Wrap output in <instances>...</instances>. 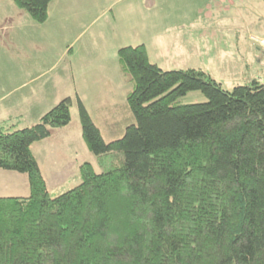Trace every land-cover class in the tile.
Listing matches in <instances>:
<instances>
[{"label":"trees","instance_id":"16d2710c","mask_svg":"<svg viewBox=\"0 0 264 264\" xmlns=\"http://www.w3.org/2000/svg\"><path fill=\"white\" fill-rule=\"evenodd\" d=\"M38 24L53 0H9ZM133 116L105 142L78 102L97 172L51 197L31 145L71 121L64 98L37 123L0 127V169L25 174L29 195L0 197V264H264V83L226 90L202 69L164 71L144 45L117 51ZM205 101L183 103L188 93Z\"/></svg>","mask_w":264,"mask_h":264},{"label":"crops","instance_id":"0c3cea01","mask_svg":"<svg viewBox=\"0 0 264 264\" xmlns=\"http://www.w3.org/2000/svg\"><path fill=\"white\" fill-rule=\"evenodd\" d=\"M203 1L206 4L200 7V0H176L173 13H169L168 8L166 10L159 8L161 5H166L167 0H114L112 4H106V8L104 2L96 1L91 5L97 13L95 20L110 11L111 33L116 36L105 51L107 46H102V42L104 37L109 38L110 35L101 34L94 36L93 39L90 37L89 40H83L81 43L77 37V41H74L77 42V47L65 46L64 43L72 39L71 28H74V31L80 28V18L72 23L68 20L67 25L62 19L70 1L65 4L66 0H53L48 7L46 21L36 27L33 21L11 1L0 0V127L13 126L15 129L30 127L61 100L67 97L72 99L69 125L52 130L48 138L30 147L44 178L36 156L38 146L56 136L63 137L60 145H64L69 135L82 139L78 118L79 101L98 129L100 128L97 119L109 127L108 122L113 121L118 109L120 113L130 112L126 104V96L131 90V84L120 70L117 59V51L120 48L144 45L150 61L159 66L156 59H170L173 49H175L174 53L179 50L192 52L198 56L200 50H205L201 46L205 39L201 32L210 29L215 35L208 45L215 46L220 57L246 59L249 55H254L257 61L263 62L261 65H264V53L255 51L253 46L262 51L264 49L257 47L249 38L252 35L264 39V0H212V9L219 11L214 21L215 15L207 12L209 0ZM61 2L62 10V5L59 6ZM249 2L255 4L252 24L248 15V10L251 8ZM202 8L205 12L201 17ZM138 9L144 12L140 11L141 14L139 13L137 17L130 18L133 13L137 15ZM129 10L135 12L129 13ZM232 10L238 14L231 15ZM219 14L231 16L221 20ZM170 16L173 20H169ZM127 19V23L132 22L131 25L125 23ZM169 21L179 32L177 37L167 35L169 33L166 27ZM23 22L32 30L31 35L25 36ZM230 25L237 34L233 38L228 37L229 41L232 39L235 41L230 47L233 53L226 54L227 49L222 45L224 37H219L218 33H223L225 27ZM106 26L103 25L100 31L105 30ZM39 54L44 55L39 57ZM118 91L122 93L119 94ZM113 94L116 95L115 99ZM92 106L96 108L98 113L96 116L91 113ZM133 121L131 119L126 127ZM81 163L82 160L67 159L64 161V168L60 171L55 170L51 178L61 181L72 177L78 180V166Z\"/></svg>","mask_w":264,"mask_h":264},{"label":"rangeland","instance_id":"374dc122","mask_svg":"<svg viewBox=\"0 0 264 264\" xmlns=\"http://www.w3.org/2000/svg\"><path fill=\"white\" fill-rule=\"evenodd\" d=\"M69 1L70 4L66 7V11H64L65 14L63 15L64 17L62 19L67 25L68 20L70 23H72L76 21L78 18H80L79 20L80 28L78 29V31H74L75 29L71 28L70 33L72 39L64 43L65 46L72 45L71 47H77L78 46L77 42H74L75 40L77 41V37H79V43H81L83 40H89L90 37L91 39H93L94 36H99L101 34H104L108 36L110 35L111 37V38L104 37V40L102 42V46H107L105 47V51H107V48L111 46V41H113L116 37L114 34L111 33L112 30L111 13L110 11L106 12L102 17H99L97 23V21L95 20L97 18V13L91 8V5L96 1L101 3L104 2L105 4L104 7L106 8L107 7L106 4L108 3L112 4L114 0H66L65 4H67ZM167 2L168 3L166 5H161L159 6V8L165 10L168 8L169 13H173L176 0H167ZM208 3L209 5L207 7V12H209L213 16L215 15V17L213 18L214 21L217 19L216 13H218L219 11L214 10V8L212 9V5H213L212 0H209ZM62 4L63 3L61 2L59 6H61ZM199 4L201 7L206 3H204L203 0H200ZM254 5L255 4L253 3L249 4V6L251 7L248 10L250 24H252L253 22L252 20L255 15V10L253 9ZM62 8L63 5L61 7V10ZM140 11L144 12V10L138 9L136 11L137 15H135L133 13L135 12L134 10H129V13H133L130 18L137 17L139 13L141 14ZM91 12H95V13H91ZM200 12L202 17V14L205 12L204 8H202ZM144 14L145 13H143V15ZM236 14H238V12H235V10L231 11V15H236ZM219 15H220L219 19L221 20L227 19L231 16L230 14H219ZM26 17L28 18L29 16L26 14ZM169 20H173L171 16L169 17ZM201 20L203 19L201 18ZM92 21H94L93 24ZM127 22L128 19L125 20V23ZM32 23H34L36 27L39 26V24L35 22ZM23 24H24L23 30L25 32V36L31 35L30 32L32 30L27 27V24L25 22H23ZM128 24L131 25L132 22L127 23V25ZM103 25H107V26L105 30L100 31ZM166 28H168L169 34L167 35L169 37L178 36L179 32L175 30L171 22ZM233 28L234 27L230 25L225 27L226 30L223 33H218L219 37H224L222 45L224 46L225 49H227L226 54L233 53L230 47L233 46V42L235 40L234 39L230 40L231 41L230 43L228 39V37L233 38L237 34L233 30ZM34 31L36 32V29H34ZM201 35H203L202 37L205 38L204 42L201 43L202 48H205V50L202 51L200 50L199 52L200 54H198V56H195L194 53L192 52H181L179 50H177L178 52L174 53L175 49H173V53L171 54L170 59L169 58H162V60L156 59V62H158L159 64V66L158 65L157 66L164 71H175V70H183L189 68L202 69L204 72L210 74L211 77L215 79L218 83H220L221 86L226 90H233V88L238 84H249L252 80L255 79L264 83V65H261L263 64V62L259 63L257 61V57H255L254 55H249L248 57H246V59L242 57H235V58L227 57L226 59H224V57H220V53L218 52V49L217 50L215 49V46L208 45V43L211 42L210 40H212L215 35L214 31L209 29L207 31L201 32ZM252 37L255 38H259V37L252 35L249 36L250 40L255 45H257V47L264 49V46H261L258 43H256L254 40H252ZM253 49L257 52L259 51V53L261 54L264 53V51L259 50L255 46H253ZM10 52L15 53V51H10ZM11 55L14 57L17 56L16 54L14 55L11 54ZM43 55L44 54H39V57H42ZM3 57H5V55ZM11 61L13 62L12 58ZM51 63H53V61ZM118 92L119 94L122 93V91H118ZM116 95L113 94L114 99ZM205 100L206 99L204 95L200 92L188 93L183 98H181V101L186 104L201 103L204 102ZM91 113L95 116L98 114L96 112L95 106L91 107ZM132 117L133 116L131 112H125L124 114V113H120L118 109L117 114L114 115L113 121L108 122L109 127L104 125L102 121H99L97 119V124L100 128L99 131L103 140L105 142H110L121 138L125 132V127L127 123L131 119H133ZM62 138L63 137L56 136L51 140L40 144L36 151L38 162L45 176L43 179L45 181L50 196L53 198L74 188L80 183L79 177H78L79 181L75 180L72 177H68L67 179L61 181L58 179L55 180L51 178L52 176H54L53 174H55V170L60 171V169L64 168L65 160L67 159L72 161H74L75 159L82 160L83 163L87 162L92 164L97 172L109 171L112 168V163L114 162V158H112L109 155L103 156L101 158L94 156L91 152H89V150H87L83 140L82 139L80 140V138H76V136L69 135L65 139L64 145H60V140ZM28 195H29V184H28L27 175L20 174L14 171L0 169V197H26Z\"/></svg>","mask_w":264,"mask_h":264},{"label":"built area","instance_id":"2783aa9c","mask_svg":"<svg viewBox=\"0 0 264 264\" xmlns=\"http://www.w3.org/2000/svg\"><path fill=\"white\" fill-rule=\"evenodd\" d=\"M252 40H254L259 45L264 46V39H259V38L252 37Z\"/></svg>","mask_w":264,"mask_h":264}]
</instances>
